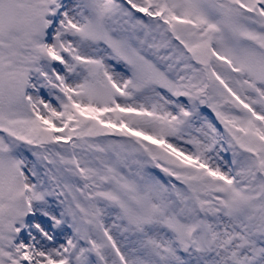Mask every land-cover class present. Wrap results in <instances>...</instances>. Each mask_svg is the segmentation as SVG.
<instances>
[{
    "label": "snow or ice",
    "instance_id": "6c2138e0",
    "mask_svg": "<svg viewBox=\"0 0 264 264\" xmlns=\"http://www.w3.org/2000/svg\"><path fill=\"white\" fill-rule=\"evenodd\" d=\"M0 264H264V0H0Z\"/></svg>",
    "mask_w": 264,
    "mask_h": 264
},
{
    "label": "rangeland",
    "instance_id": "374dc122",
    "mask_svg": "<svg viewBox=\"0 0 264 264\" xmlns=\"http://www.w3.org/2000/svg\"><path fill=\"white\" fill-rule=\"evenodd\" d=\"M206 111V113L208 112V110H205ZM157 172H158V170H156ZM161 174V173H160Z\"/></svg>",
    "mask_w": 264,
    "mask_h": 264
}]
</instances>
